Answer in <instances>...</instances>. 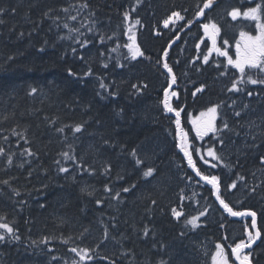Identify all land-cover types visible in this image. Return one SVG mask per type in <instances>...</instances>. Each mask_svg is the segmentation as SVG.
I'll use <instances>...</instances> for the list:
<instances>
[{
	"label": "trees",
	"instance_id": "obj_1",
	"mask_svg": "<svg viewBox=\"0 0 264 264\" xmlns=\"http://www.w3.org/2000/svg\"><path fill=\"white\" fill-rule=\"evenodd\" d=\"M85 2L89 6L80 7ZM204 2L0 0V9L4 10L0 14L3 21L0 23V146L9 148L3 141V136H9L10 151L16 153L11 166L0 157V181H9L8 185L0 183V217H6L2 222L13 226L21 237L19 241L0 242V264H72L73 260H79L70 251L73 247L94 250V258L83 264H112V261L160 264L162 260L166 264H210L217 244H222L232 258L229 246L247 240L251 218L235 219L221 209L212 187L200 181L179 151L175 117L165 111L162 103L170 84V77L162 66V55L177 35H173V26L181 22L165 28L163 20L172 11H179L185 21H190L198 11L197 6ZM251 3L252 0L248 4L245 0H220L205 18L218 21L222 35L226 36L227 32L237 29L228 15L230 8H246ZM64 8L69 11L65 13ZM77 9L95 14L90 17L98 24L96 35L84 31L79 37L78 33H69L63 28L65 22L69 26L73 24L68 17L77 15ZM126 11L132 21L141 20L138 44L150 59L141 57L129 63L122 55L127 49L111 52L117 42L126 43L122 38L132 22L124 21ZM197 27L194 24V32ZM113 33L117 38L107 40ZM69 35L74 39L86 37L92 42L81 48L74 39H61ZM99 35H105V44L98 42ZM189 40L192 39L184 32L168 54L169 66L177 77L174 91L179 94L178 98L170 97V103L174 108L184 109L181 115L189 150L215 145L224 159V164L211 168L199 159L204 152L198 155L193 151L201 172L220 177L223 196L235 209L250 208L258 213L262 238L252 259L254 264H264V166L259 161V156L264 155L261 135L264 88L248 85L249 90L260 93L252 97L227 93L226 86L230 85L236 70L229 67L228 75L221 76L220 71L226 64L222 58H213L207 65L202 60L192 63L196 43L191 46L186 43L182 49ZM73 47L77 49L76 54L71 51ZM118 60L126 66L118 67ZM214 62H220L221 69ZM103 63L109 67L103 68ZM89 67L93 75L85 77L83 74ZM69 69L76 75H69ZM98 77L111 85L109 91L118 94L109 96L101 90ZM134 83H146L148 87L141 94L133 95ZM201 84L205 85L204 91L193 96ZM33 87L38 89L35 94L31 93ZM232 100L237 101L236 110L245 103L249 105L241 117H234L232 108L228 107ZM220 101L225 102L221 111L230 126L239 132V135L225 132L223 147L212 134L199 140L188 122L189 113H197ZM83 122L86 124L82 133L73 135L69 129L65 134L56 131L65 124ZM250 122H255L251 129ZM13 128L27 135L31 143L25 144L12 136ZM249 132L257 137L255 141ZM254 143L260 147H251ZM68 144L73 145L75 155L85 166L96 169L94 175L80 174L72 161L61 158L59 154L69 150ZM25 147H31L36 156H22ZM132 149L144 160L143 165H137L129 155ZM56 160L68 167L69 173L58 172ZM20 163H24L23 168L18 167ZM106 164L111 165L107 176L102 174ZM149 166L157 172L153 177L144 178L142 172ZM118 175L122 179L117 180ZM239 176L246 179L240 181ZM233 182L237 183L236 189L225 187ZM106 184L116 190L132 184L136 187L122 193L121 201L117 202L108 199L109 194L104 191ZM85 187L94 195L82 191ZM253 187L255 192L250 191ZM13 188L20 192L19 196ZM97 199L103 203L97 204ZM152 199L157 204H151ZM171 208L182 210L188 219L202 210L207 215L201 217L200 227L192 229L185 225L184 217L176 220ZM106 226L109 238L104 240ZM145 227L149 229L147 237L143 235ZM181 232L185 235L181 236ZM44 238L48 239L47 243L42 242Z\"/></svg>",
	"mask_w": 264,
	"mask_h": 264
},
{
	"label": "snow or ice",
	"instance_id": "obj_2",
	"mask_svg": "<svg viewBox=\"0 0 264 264\" xmlns=\"http://www.w3.org/2000/svg\"><path fill=\"white\" fill-rule=\"evenodd\" d=\"M215 0H205L203 3V6L200 5L197 6L198 11L196 12L197 17H203L205 15V9H211L213 7ZM137 3H140V0H137ZM245 3L248 4L249 0H245ZM254 5V6H253ZM89 5L85 2L80 5L82 8H87ZM75 7V6H71ZM3 9H0V14L3 13ZM14 11V9H13ZM65 13L69 11L68 8L62 9ZM135 11V9H133ZM186 11V10H185ZM45 15H48V13H45ZM91 15H95L92 13ZM124 21L129 22L132 21V17L130 16L129 12H124ZM228 15L231 17L233 21H236L238 19H243L250 23L249 27L253 29L255 34H253V31H245L243 29L239 30V38L235 40L234 42V56L229 54L228 48L232 45L229 44V40L224 38L222 40L223 47L219 46L218 39L220 38L221 34V28L220 26L213 20L209 19L208 22H205L202 24L203 33L204 36L208 38L211 42V46L205 45L207 48V53L202 56V64L207 65L209 63V59L212 56L213 53H215L218 57H224L226 58V64H224L223 69L220 71L221 76H227L228 75V69L229 67L231 69H235L236 72L233 73V79L231 80L230 85L226 86L227 93L232 94H246L248 97H252L253 95L259 96V92H255L254 90H249L248 85H259L262 88H264V0H252V3L249 4V6L245 7H232L231 10L228 12ZM60 18L57 16L55 17V20L58 21ZM68 19L75 21L77 20L76 15H72L68 17ZM179 21H185V17L181 15V12L179 11H172L170 15H168L163 20V26L165 28H169L170 25H174L175 23ZM3 21H0L2 23ZM187 24H191L192 21H185ZM141 25L140 19H135L131 23L128 24V27L126 29L127 39L128 42L120 44L119 42L116 43V46L111 49V52H118L120 48L127 49V53L122 54L124 60L131 63L132 61H136L138 58L144 57L146 59H150V57L145 56V52L141 49L140 45L137 43L136 39V33L135 29L137 26ZM59 27V25H57ZM83 22H81V27H83ZM183 25H181L182 27ZM63 28L68 29L69 33H80L79 28H72L69 26L68 23L63 24ZM93 29L91 27L88 28V31L91 32ZM159 34V33H157ZM23 35V33H21ZM80 35H83V33H80ZM116 34L113 33L112 36H107V40H112L113 36ZM61 39H69L73 40L74 37L69 35L67 37H61ZM176 39H179V36L176 37ZM74 42L76 44H79L81 48H85L91 43L92 41L88 38L79 39L75 38ZM98 42L103 45L106 42L105 35H99L98 36ZM172 43H175V40L172 41ZM204 40L200 41V44H203ZM200 44H197L196 47L199 48ZM169 48H171V43L168 45ZM43 50V49H41ZM73 54L77 53V49L73 47L71 49ZM104 53L101 52V56H103ZM168 57V51L164 50L162 55V66L166 70V74L170 77V84L164 91V99L162 101L163 108L168 113H174L175 114V125H176V137L179 139V148L180 151L183 152V155L187 157L188 165L195 171L196 176L200 178V180L206 182L207 184L212 186V189L214 190V195L216 200L219 202L220 206L223 208V210L228 213L230 216L233 217H244V216H250L252 217L251 224L253 228L256 226V213L254 211H236L228 202H226V199L223 196V193L221 191V184H220V177L214 174H205L201 172V170L197 167L196 161L193 159V151H195L198 155L201 152V149H192L190 151V145L188 143V133L183 129L181 126V112L184 111L183 108H174L172 104L170 103V97H177L179 94L175 91H170L172 88V85H175L177 83V77L175 73L173 72V69L169 66L167 62ZM81 60L84 59L83 56L79 57ZM197 59H201L200 56H197ZM160 62V61H158ZM192 63H195L193 61ZM215 67L217 69H221V63L220 62H214ZM117 66L120 68H124L126 65L124 63H120L119 60L117 61ZM102 67L107 69L109 67L108 63H103ZM199 71V68L197 69ZM69 75L75 76L76 74L69 69ZM85 77L92 76V70L89 67L86 72L83 74ZM99 80V88L101 90H104L108 93L109 96H115L118 93L109 91L111 85L104 83L103 77H98ZM133 89V95H138L143 92L144 89L148 87V85L140 84V83H134L131 85ZM205 89V85L201 84L200 86L196 87L195 91L192 93L193 96H195L197 93H202ZM38 91L37 88L33 87L31 89V93L35 94ZM225 102L220 101L216 104H213L212 106L208 107L205 111H201L199 116L194 117L191 120L192 126L195 129L196 137H198L200 140H203L206 136H209V134H212L216 143L223 147L224 146V134L225 132H233L236 135H239V132L236 131L235 128L231 127L229 124V121L226 117V115L221 111L224 108ZM237 101L232 100L231 104L228 105V107L232 108L233 116L234 117H241L242 112H245L248 108V104H243L240 107V110H236ZM7 119V117H5ZM220 120V125H217V120ZM51 123L54 125L56 123L55 120L51 121ZM255 122L249 123V129L254 125ZM86 122L83 123H77L73 125H63L61 127H58L56 131L60 134H65V130L69 129L73 135L77 133H82L84 131ZM251 135V132L248 133ZM11 135L19 137L24 141L25 144H30L31 141L29 140L28 136L25 135L22 132L17 131L15 128L11 129ZM261 135L264 136V130H262ZM65 140L67 139V136L65 135ZM251 139L255 141L257 137L255 135H251ZM3 141L5 143L9 144V148L6 149L3 146H0V157H3L6 160L7 165L11 166L13 164V157L16 155V153L11 152V144L9 143V136H3ZM107 143V141H105ZM17 147H19V142L17 141ZM248 146V145H246ZM68 151H63L59 155L61 158L65 161H72L78 172L80 174L87 173L89 175H94L96 172V169L93 168L91 165L85 166V164L75 155V149L73 148L72 144H68ZM253 148L260 147L259 144H253L251 145ZM22 156L27 157H33L36 156V153L33 152L31 147H25L23 151L21 152ZM129 155H131L135 159V163L137 165H143L144 160H142L138 155L136 149H132L129 152ZM206 156L210 157L211 160L207 159L205 155H199V159L206 165H209L211 168H216L219 164H224V159L220 154L216 151V146H209L206 150ZM212 161H216V163H212ZM259 161L262 166H264V155L259 156ZM59 167L58 172L60 173H69V168L62 166L60 160L54 161ZM226 167L228 165H225ZM18 167L23 168L24 163H20ZM157 172V169L154 167H146V170L142 172V175L144 178L153 177ZM111 173V165L106 164L103 167V175L107 176ZM31 172H29V176H31ZM253 175H255L253 173ZM73 180H75V176L72 177ZM117 180L122 179L119 175L116 178ZM246 178L244 176H239L240 181H244ZM199 182V181H197ZM0 183H3L5 185L9 184L8 180L0 181ZM264 183V181H262ZM136 187L135 184L130 185L129 187H122L118 190L114 189L113 187L109 185L104 186V191L109 194L108 199L114 200L117 202L121 201L122 193H128L132 189ZM227 189H236L237 183L233 182L231 184H228L225 186ZM12 191L15 193V195L19 196L20 192L13 188ZM82 191L86 192L89 196L94 195L93 192H89L87 187L83 188ZM250 191L255 192L256 188L253 187L250 189ZM97 204H102L103 201L101 199L96 200ZM151 204L155 205L157 204V201L155 199L151 200ZM182 208V205H181ZM171 214L173 217L176 218V220H180L181 217H184V223L186 226L190 225L192 229L200 227L199 221L201 220V217H204L207 215L206 210H202L199 212L198 215H194L191 217V219H188L184 212L182 210H177V208H171L170 209ZM112 219H115L114 217ZM6 221V217H0V229H3L4 232L0 233V242H5L6 240L11 241H19L21 237L17 234V230L10 226ZM143 235L147 237L149 235V229L145 227L143 229ZM181 236L185 235V233L181 232ZM260 231L259 229L256 230L255 235L251 231L248 232V240H241L239 243H236L234 247L229 246L232 255L235 258V261H238L239 264H252V251L245 252V249H251L252 245L256 242L257 239L260 238ZM109 238V231L107 226L104 229L103 232V239L107 240ZM227 237H225V240ZM43 243H47L48 239L44 238L42 240ZM67 243V241H65ZM33 244L36 243V241H32ZM103 243V241H101ZM100 245L97 244L96 248H99ZM215 255L212 257L213 264H229L228 256L225 252V248L222 244H217L216 246ZM72 253H75L79 260H73L72 264H83L85 261L92 260L94 258V250L89 248H81L77 249L76 247H73L70 249ZM107 257H105L106 259ZM112 264H115V261H112ZM160 264H166L165 261H161Z\"/></svg>",
	"mask_w": 264,
	"mask_h": 264
},
{
	"label": "rangeland",
	"instance_id": "obj_3",
	"mask_svg": "<svg viewBox=\"0 0 264 264\" xmlns=\"http://www.w3.org/2000/svg\"><path fill=\"white\" fill-rule=\"evenodd\" d=\"M86 16H89L88 13H86ZM86 16H84V18H83V22H84L83 25H85L86 27H88L89 22H88ZM239 20H243V19L241 18V19H239ZM245 21H246V20H245ZM72 28H75V27H72ZM243 30H247V29L243 28ZM248 31H249V30H248ZM238 33H239V32H238ZM238 33H237V34H238ZM253 34H255V32H253ZM238 37H239V35H238ZM233 45H234V44H233ZM220 46H221V45H220ZM221 47H222V46H221ZM232 47H234V46H232ZM234 52H235V48H234L233 53L230 54V55L233 56V58H235V56H234ZM212 55H216V54L213 53ZM199 114H200V113H198L196 116H194V115L192 114V115H191V119H193L194 117L199 116ZM214 255H215V254H214ZM212 264H213V262H212ZM229 264H234V263H232V262L229 260Z\"/></svg>",
	"mask_w": 264,
	"mask_h": 264
},
{
	"label": "water",
	"instance_id": "obj_4",
	"mask_svg": "<svg viewBox=\"0 0 264 264\" xmlns=\"http://www.w3.org/2000/svg\"><path fill=\"white\" fill-rule=\"evenodd\" d=\"M173 86H174V85H172V88H173ZM172 88H171V89H172ZM171 89H170V90H171ZM182 153H183V152H182ZM255 219H256V217H255ZM254 229H255V231L258 229V226H257V219H256V226H255ZM259 240H260V238L256 240V242L252 245V248L254 247V245H255ZM252 248H251V249H252ZM245 250H247V249H245ZM237 262H238V261H237ZM238 263H239V262H238Z\"/></svg>",
	"mask_w": 264,
	"mask_h": 264
}]
</instances>
